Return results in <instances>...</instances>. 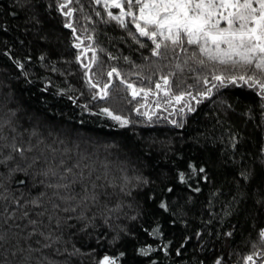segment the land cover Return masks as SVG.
<instances>
[{
	"label": "trees",
	"instance_id": "16d2710c",
	"mask_svg": "<svg viewBox=\"0 0 264 264\" xmlns=\"http://www.w3.org/2000/svg\"><path fill=\"white\" fill-rule=\"evenodd\" d=\"M57 2L42 0L43 5L51 7L44 8L46 23L40 26L46 29L44 34L49 38L41 40L37 38L39 33L33 30L34 23L28 21L29 13L17 7L16 0H0V25L3 26L0 28V119L11 120L24 134L25 140L35 129L45 144L60 152L70 149L68 155L71 160L77 158L78 152H86L100 172L107 164L113 176L119 177L123 169L129 176L140 174L150 181L140 194L143 214L136 221L121 216L106 224L98 209L94 208L92 212H96L97 217L93 221L94 227L87 232L78 231L80 225L77 221L69 222L76 227L63 228L65 240L71 235L67 245L69 250L75 244L82 253L71 257L69 264H96L105 254L119 257L118 264H213L218 257L222 258V264H238L242 257L253 251L257 231L264 228V210H257L259 206L254 204L256 194L264 189V168L256 163L264 146V124L261 122L264 109L260 107L258 96L247 87L230 86L221 89V94L214 95L212 100L205 99L199 104L190 101L194 112L185 109L184 113L170 115L173 107L178 109L182 105L169 107L167 98L160 93L159 96L149 97L147 110L155 111L150 125L145 117L135 112V108L144 103L142 98L133 100L115 77L113 88L119 87L117 95L120 99L111 104L92 100L95 90L89 89L84 69L75 62L79 50L71 46L74 37L70 29L63 27L64 18L57 11ZM82 3L84 11L75 13L73 22L78 28L77 34L82 31L81 25L90 32L93 27L97 29L91 34L98 36L100 47L106 49V52L100 53L105 73L98 77L101 83L107 82L106 72L116 66L126 79L137 86L147 85L146 80L141 82L136 75L130 74L133 66L123 57L136 64L143 63L145 56L151 61L156 58L150 56L147 48H140L130 37H126L125 31L114 21L103 23L93 11L96 5H89V0H82ZM70 6L80 7L77 4ZM98 10L103 13L102 8ZM13 12L17 14L14 16ZM85 15L92 19L91 24L83 18ZM76 17H79L78 23ZM6 52L8 55H5ZM109 54L116 58L108 59ZM42 55L46 60H40ZM88 56L91 57V52ZM12 58L19 60L23 68L18 67ZM154 67L157 74L152 76L153 81H158L161 74L171 70V65L163 67L158 63ZM135 71L141 69L136 68ZM148 86L155 90L154 83ZM173 91L178 89L173 88ZM192 91L195 94V89ZM157 99L161 102L159 109L152 103ZM221 100L225 102L223 105L219 103ZM102 106L140 123H130L123 129L114 126V121L100 114ZM9 110H14L15 115ZM172 120L183 122V127H175L169 123ZM233 134L239 137L235 149L229 144V137ZM35 141L36 137H33V143ZM189 163L207 170V182L189 181L192 186H199L200 192L192 191L176 179L178 172L189 171ZM249 167L255 169V174L250 181H243L240 172ZM5 171L0 167V173ZM20 179H25L26 184H18ZM6 187L9 196L18 197L23 193L24 200L35 198L45 190L38 182L34 184L22 174L6 180ZM167 187H172L174 191L167 192ZM238 191L245 197L244 206L248 211L225 215ZM144 193L151 198L146 199ZM162 200L168 203L170 211L159 208ZM7 207L9 212L16 211V219H7L6 213L0 214V231L8 232L10 237L13 232L20 231L14 227L15 224L26 223L20 219L23 211H28L32 218L39 211L31 206L16 209L13 203H8ZM126 211L131 215L130 210ZM0 213H4L3 203H0ZM157 225L162 232L159 240L149 235V230ZM121 228L132 234L125 235ZM229 231L233 233L231 237L224 235ZM197 232L200 233L199 239ZM117 233L120 239L112 243V237ZM169 241L171 243L164 250L163 245ZM182 244L184 247L181 248ZM147 246L154 250L146 256L140 255L139 249ZM177 249L180 255H177ZM121 253L123 256H120ZM45 254L55 261L67 259L66 255H54L51 249ZM9 259L13 258L9 256ZM257 264L261 261L258 260Z\"/></svg>",
	"mask_w": 264,
	"mask_h": 264
},
{
	"label": "snow or ice",
	"instance_id": "6c2138e0",
	"mask_svg": "<svg viewBox=\"0 0 264 264\" xmlns=\"http://www.w3.org/2000/svg\"><path fill=\"white\" fill-rule=\"evenodd\" d=\"M16 4L29 13L28 21L34 23L33 30L39 33L37 38L48 40L49 37L44 34L46 29L40 26L46 23L44 8L51 5H43L42 0H16ZM73 4L80 7H71ZM91 4L96 5L93 11L96 16L101 17L103 23L114 21L125 31L126 37H130L140 48H147L150 56L156 58L151 61L145 56L143 63L136 64L128 57H123L133 66L130 74L136 75L141 82L146 80L145 86H137L126 79L116 66L106 72L107 82L101 83L98 77L105 73L100 53L106 52V49L100 47L99 37L91 34L97 32L96 27L90 32L81 25L82 31L77 34L78 28L74 26L73 18L75 13L84 11L82 0H58L57 11L64 18L63 27L71 30L74 37L71 46L79 50L75 62L84 69L83 75L89 89L95 90L91 95L92 100H103L109 104L119 100L117 93L120 89L113 88L112 83L115 77L133 100L142 98L144 103L136 107L135 112L138 116L145 117L149 125L155 115L154 110H147L149 97L159 96L160 93L167 98L166 104L169 107L173 104L182 105L178 109L173 107L170 115L184 113L185 109L194 112L195 108L190 101L199 104L205 99L212 100L214 95L221 94V89L230 86L252 90L260 100L261 109H264V0H89V5ZM99 8L103 9V13ZM113 9L118 11L113 12ZM12 14L15 16L17 13ZM83 18L92 23L89 16L85 15ZM76 22H79V17H76ZM141 37L145 39L141 40ZM85 40L88 41L87 44ZM89 52L91 57L88 56ZM115 58L108 55V59ZM12 59L18 67L23 68L19 60ZM40 60L44 61L46 57L42 55ZM85 60L87 63H84ZM158 63L163 67L171 65V70L161 74L158 81H153L152 76L157 74L154 65ZM136 68L141 71L136 72ZM52 69L55 71L54 65ZM189 80L192 82L188 83ZM153 83L155 90L148 86ZM173 88L178 91L174 92ZM192 89H195V94ZM152 103L156 109L161 108L159 99ZM219 103L223 105L225 102L221 100ZM82 107L86 108L87 105ZM9 111L15 115L14 110ZM250 113L251 110L249 118ZM100 114L110 118L115 122L114 126L122 129L127 128L130 123H140L130 121L106 106L101 107ZM261 122L264 124V111L261 112ZM169 123L177 128L183 127V122L172 120ZM33 137H36L35 143ZM238 143V134L229 137L232 148L235 149ZM70 151L65 148L60 152L45 144L35 129L25 140L24 134L18 131L11 120L0 119V167L6 170L5 173H0V203L4 205V213L0 214L6 213L7 219H16V211L9 212L8 203L15 204L16 209H27L29 206L39 209L35 212V218L28 211H23L20 219L26 223L15 224L14 227L20 231L13 232L11 237L8 232L0 231V264H69L71 257L82 254L75 244H72L71 250L67 247L71 235L65 240L63 228L76 227L70 221L79 223L78 231L87 232L94 227L93 221L97 217V213L92 212L94 208L98 209L106 224L121 216L136 221L143 214L139 197L150 183L149 180L140 174L129 176L123 169L119 177L113 176L107 164L103 165L104 170L100 172L95 161L86 152H78L77 158L71 160L68 155ZM256 163L264 168V146L260 149ZM188 169V172H178L176 179L179 183L188 185L192 191L200 192V187L192 186L189 181L197 179L207 182L209 177L206 168L189 163ZM17 174L30 178L34 184L38 182L45 190L29 200H24L23 193L18 197L9 196L6 180ZM254 174L255 169L249 167L241 170L240 177L243 181H250ZM17 183L24 185L26 180L20 179ZM166 190L169 193L174 191L172 187H167ZM144 197L151 198L147 193H144ZM244 204L245 197L238 191L225 215L247 212ZM254 204L259 206L257 210H264V189L256 194ZM159 208L170 211V206L163 200L159 203ZM126 210H130L131 215ZM121 231L125 235L132 234L124 228ZM232 234L229 231L224 235L231 237ZM149 235L159 240L162 236L160 226L149 230ZM196 237L200 238L199 232ZM119 239L120 235L117 233L111 242L116 243ZM21 240L24 241L23 244ZM170 243L169 241L163 245L164 250H167ZM49 249L54 255H66L67 259L53 260L45 254ZM252 249L238 264H257L258 260L264 264V228L258 229ZM153 250L151 246L143 247L139 249V254L146 256ZM37 253L40 255L37 256ZM180 254L177 249V255ZM9 256L13 259L10 260ZM118 260L119 257L113 258L105 254L96 264H118ZM213 264H222V258L218 257Z\"/></svg>",
	"mask_w": 264,
	"mask_h": 264
}]
</instances>
